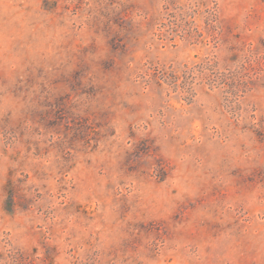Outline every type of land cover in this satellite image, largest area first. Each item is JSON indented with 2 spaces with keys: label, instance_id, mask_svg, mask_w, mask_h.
Here are the masks:
<instances>
[{
  "label": "rangeland",
  "instance_id": "374dc122",
  "mask_svg": "<svg viewBox=\"0 0 264 264\" xmlns=\"http://www.w3.org/2000/svg\"><path fill=\"white\" fill-rule=\"evenodd\" d=\"M0 264H264V0H0Z\"/></svg>",
  "mask_w": 264,
  "mask_h": 264
}]
</instances>
